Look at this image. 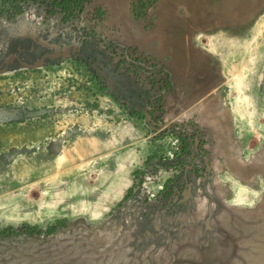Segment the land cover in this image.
Returning <instances> with one entry per match:
<instances>
[{"label":"rangeland","instance_id":"rangeland-1","mask_svg":"<svg viewBox=\"0 0 264 264\" xmlns=\"http://www.w3.org/2000/svg\"><path fill=\"white\" fill-rule=\"evenodd\" d=\"M192 38L211 56L202 98L171 64ZM174 88L187 92L177 110L164 103ZM165 140L169 160L148 162ZM5 228L0 264H260L264 0H90L68 23L28 3L0 17Z\"/></svg>","mask_w":264,"mask_h":264},{"label":"trees","instance_id":"trees-1","mask_svg":"<svg viewBox=\"0 0 264 264\" xmlns=\"http://www.w3.org/2000/svg\"><path fill=\"white\" fill-rule=\"evenodd\" d=\"M90 0H0V17L6 16L8 18H14L20 14L23 13L24 6L28 3H35L42 5L46 7L47 13L49 14H58L61 17V20L63 23H68L72 20H74L77 16L81 15L83 13L85 5L89 3ZM137 17H140V15H137ZM96 107V106H95ZM184 131L180 130H170L169 135L171 140H177L181 141V152L184 153L187 151L188 147V134H183ZM172 141L165 140V145L161 144L158 150L153 151L151 154H149L147 161H152L154 159H160V160H169L171 148H169V144H171ZM169 142V143H168ZM173 149V147H172ZM177 156L180 159V155L178 153H173V158ZM178 159V160H179ZM135 181L137 180L139 184L142 181V178L138 175H135ZM168 187V185L165 186V189ZM133 188L129 189L127 194L124 196L123 201L130 198L133 195ZM173 189V186H172ZM172 191V190H171ZM170 192L165 191L163 194V198L168 197ZM121 201V203L123 202ZM120 203V204H121ZM65 220H59L54 225L49 226L46 229L47 234L54 233L58 228H64L65 227ZM25 232L28 234L33 233H40V231L37 229L36 226H29L27 224L24 225ZM13 231L11 228H5L0 229V236H8L9 234H12Z\"/></svg>","mask_w":264,"mask_h":264},{"label":"crops","instance_id":"crops-1","mask_svg":"<svg viewBox=\"0 0 264 264\" xmlns=\"http://www.w3.org/2000/svg\"><path fill=\"white\" fill-rule=\"evenodd\" d=\"M222 40L225 41V36L226 34H222ZM188 53L186 54V59L179 57V55L177 54H172V60H171V64H172V68L173 70L175 69H186L187 75H192L193 77V82L197 81L198 86L196 88L199 89V91H197L194 87H192L191 89H187V91L189 90L188 94H186L187 92H184V89L179 90V89H175L173 90V92H170V94L165 98L164 103L166 104V106H168L169 108L171 107L173 110H177L182 108L181 104L184 101V97L185 94L190 97V96H195L197 98H202L204 96V94H201L202 92L206 91V94H208L213 86L210 85V83L212 82L213 79H210L209 77H206V70L208 68V63L207 61H209L211 59V56H209L210 54L207 52V50H204V48H202L197 42L196 40H194L193 38L188 42ZM183 56V55H182ZM225 84V82H224ZM196 85V84H194ZM219 88V87H218ZM207 89V90H206ZM184 93V95H183ZM193 99V106H195L198 101V99ZM178 102V103H177ZM215 103V102H214ZM210 104H206L203 105V109L201 108V114L203 113V115L207 112H211L214 108V106H212ZM198 107V106H197ZM210 109V110H209ZM221 108H219V114L222 115V120H224V122L220 123V128H222V126H224L225 124V133H224V137L226 141H232V137H233V133H232V129H231V125L228 126V120L225 114V111ZM215 110H218V108L215 107ZM234 113V112H233ZM201 119V116H200ZM226 119V122H225ZM201 122L205 125V122L201 119ZM208 131L211 132L212 136H215V139L219 141L218 136H221L220 134L215 133V130L217 129V122L215 121L213 127H205ZM222 142H220L219 144L221 145ZM227 146H229V144H226ZM257 237V236H256ZM255 238V237H254ZM258 239V243L262 242V245L256 248V251H260L261 254L260 256V264H264V234H262L260 237H257ZM253 240H251L252 242ZM256 264V263H255Z\"/></svg>","mask_w":264,"mask_h":264},{"label":"bare ground","instance_id":"bare-ground-1","mask_svg":"<svg viewBox=\"0 0 264 264\" xmlns=\"http://www.w3.org/2000/svg\"><path fill=\"white\" fill-rule=\"evenodd\" d=\"M209 39H210V38H209ZM255 39H256V38H255ZM218 48H219V47H218ZM218 48H217V49H218ZM253 63H254V62H253ZM177 103H178V102H177ZM181 105H182V104H181ZM67 154H68V153H67ZM78 154H79V153H78ZM68 156H69V155H68ZM70 160H71V159H70ZM71 162H72V161H71ZM233 170H234V169H233ZM240 190H241V189H240ZM78 195H79V194H78ZM235 195H236V194H235ZM242 201H243V200H242Z\"/></svg>","mask_w":264,"mask_h":264}]
</instances>
